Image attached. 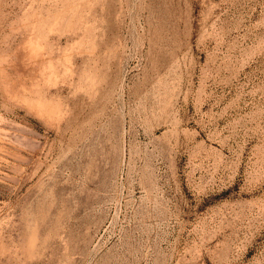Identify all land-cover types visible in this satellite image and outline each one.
<instances>
[{"label": "rangeland", "instance_id": "1", "mask_svg": "<svg viewBox=\"0 0 264 264\" xmlns=\"http://www.w3.org/2000/svg\"><path fill=\"white\" fill-rule=\"evenodd\" d=\"M0 264H264V0H0Z\"/></svg>", "mask_w": 264, "mask_h": 264}]
</instances>
